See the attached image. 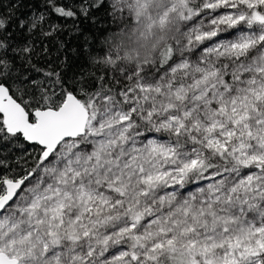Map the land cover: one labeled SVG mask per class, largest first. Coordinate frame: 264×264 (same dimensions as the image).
Returning a JSON list of instances; mask_svg holds the SVG:
<instances>
[{
	"label": "snow or ice",
	"instance_id": "1",
	"mask_svg": "<svg viewBox=\"0 0 264 264\" xmlns=\"http://www.w3.org/2000/svg\"><path fill=\"white\" fill-rule=\"evenodd\" d=\"M0 264H264V0H0Z\"/></svg>",
	"mask_w": 264,
	"mask_h": 264
}]
</instances>
